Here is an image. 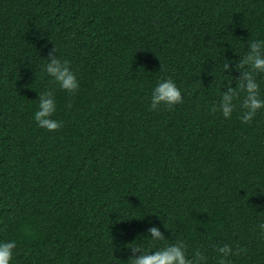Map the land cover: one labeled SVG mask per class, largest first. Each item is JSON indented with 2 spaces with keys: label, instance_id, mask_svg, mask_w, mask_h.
Listing matches in <instances>:
<instances>
[{
  "label": "trees",
  "instance_id": "1",
  "mask_svg": "<svg viewBox=\"0 0 264 264\" xmlns=\"http://www.w3.org/2000/svg\"><path fill=\"white\" fill-rule=\"evenodd\" d=\"M250 40H264V0H0V239L16 240L14 264H130L132 247L176 242L206 264L224 243L229 264H264V108L248 122L219 111ZM50 54L74 93L45 73ZM162 78L183 102L151 109ZM46 89L55 131L33 119Z\"/></svg>",
  "mask_w": 264,
  "mask_h": 264
},
{
  "label": "clouds",
  "instance_id": "2",
  "mask_svg": "<svg viewBox=\"0 0 264 264\" xmlns=\"http://www.w3.org/2000/svg\"><path fill=\"white\" fill-rule=\"evenodd\" d=\"M55 51L56 48L53 49V52ZM237 66L242 70V75L235 87L229 86L227 91H223L219 111L225 119H230L233 112L239 107V118L248 122L254 117L257 110L264 108L261 86L254 75L257 72H264V40H250L248 52L239 60ZM228 68L229 64H224V69ZM44 71L61 89L67 92L74 93L79 87L78 77L67 60L50 54V59L44 65ZM37 101V109L33 113V119L37 125L48 131L59 129L61 121L53 118L57 112L54 91L46 89L40 92ZM182 102V91L171 78L160 79L152 89L151 109H157L162 105L171 107ZM212 110L217 111L215 107ZM259 228L261 232H264V222L259 224ZM148 231L153 240L164 239L160 228L152 227ZM16 247V240L0 239V264H14ZM132 248L141 254L131 257L130 264H206L207 262V257L199 251L189 256L183 242L170 243L152 252L142 250V246ZM216 251L219 264H229V257L233 254L231 246L224 243Z\"/></svg>",
  "mask_w": 264,
  "mask_h": 264
}]
</instances>
